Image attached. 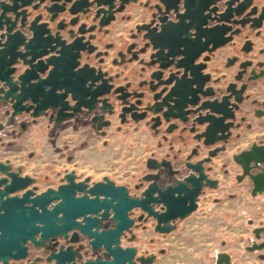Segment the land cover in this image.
<instances>
[{
	"label": "water",
	"instance_id": "water-1",
	"mask_svg": "<svg viewBox=\"0 0 264 264\" xmlns=\"http://www.w3.org/2000/svg\"><path fill=\"white\" fill-rule=\"evenodd\" d=\"M137 0H0V114L6 116V125H12L17 117L28 114L32 118L47 117L53 126H58L63 120L71 118L75 113L84 109L88 113L96 106L97 101L105 103V99L97 100L98 97L109 93L112 85L107 84L100 70L90 67L87 63L80 65L81 52L92 53L96 47L88 42H82V37H75L66 43L61 39L59 30L66 24L61 19L55 23L54 29L49 27V22H54L58 15L67 12L72 15L68 24L74 25L81 14L86 18L91 17L92 25L85 28L80 24L79 33L96 31L106 33L103 27L109 25L115 19V15L121 13L125 6ZM164 5L167 0H160ZM175 2L177 0H174ZM253 0H206V5L219 3L226 6L224 10L217 13V6L210 10L215 17L211 19L223 21L225 14L231 7L236 15L245 10ZM202 0H199L201 3ZM32 12L36 14L27 21ZM204 9V8H203ZM202 9L200 8V12ZM250 10L247 15H250ZM46 22H40L42 19ZM123 18V17H121ZM264 18L263 7L257 19ZM204 21H198L194 25L195 37L198 41V53L204 50V45L213 41L211 50L222 46L230 37H223L226 30L222 24L214 25L211 28L204 27ZM261 24L250 25L253 30ZM21 29L30 32L27 36ZM162 29V28H161ZM162 31L158 32L159 34ZM71 37L72 30H68ZM259 32H255L258 35ZM95 37L90 34L89 38ZM148 42L144 43L139 52L151 45L156 51L150 54L153 59L161 49H167V55H174L177 52L170 51V47L162 45L149 33L142 35ZM111 45H107L109 47ZM134 46L127 47L125 53H129ZM179 46H183L182 44ZM182 48L183 58L177 60L176 67L186 68V53ZM125 53L118 52L123 59L120 64H127L137 59V51L132 56L124 59ZM197 53V54H198ZM107 54V52H104ZM196 54V55H197ZM97 52L95 56H99ZM195 55V56H196ZM88 58V56H86ZM86 58V59H87ZM158 62L151 60L139 63L150 66ZM25 65L21 70L17 65ZM114 63V62H113ZM166 64H159V68L166 67ZM251 65L250 61L242 63L241 67ZM256 66L263 67L264 62L256 63ZM50 67V68H49ZM201 68V67H200ZM143 70V68H142ZM245 70H243L244 72ZM157 72L150 74L151 79H157ZM252 75V71L249 72ZM192 75V73L190 72ZM264 70L258 74L248 77V80H256L263 76ZM241 79V74L235 77ZM217 80V79H216ZM177 79L167 78L162 83L171 85L169 90L162 96L160 92L151 96V102L147 101L140 107L144 93H133L139 97L133 103L126 100L125 95L116 96L121 104L128 105L121 108V113H129L134 122L144 119L148 113L158 114L165 121L170 117H179L182 123L188 122L187 117H180L181 113L193 112L190 131H200L192 136L200 144L193 149L192 154H200V146L211 147L217 141L226 142L231 135L230 128L239 126L235 123L234 111L238 109V103L242 100V87L236 89V83H229L226 87L227 95L220 100L201 101L193 110H184L188 105H195V100L185 101L178 98L175 88L179 84ZM195 91H201L202 81L196 82ZM88 85L87 87L85 85ZM157 85V84H156ZM155 87L149 89L152 92ZM117 89L113 91L115 93ZM214 90H204L202 95H212ZM233 97L234 102H230ZM72 102V104L70 103ZM4 107V110H2ZM140 107V108H139ZM50 113L48 114V111ZM142 110V112H137ZM110 112V111H109ZM120 114V115H122ZM159 117V116H158ZM152 127L160 123L159 118ZM230 119V120H229ZM91 121L96 123V128L109 125L103 121L102 116H94ZM123 122V120H122ZM23 124H21V127ZM2 125L0 124V128ZM178 128V126H173ZM166 131H171L169 128ZM180 140L182 138L178 137ZM166 140V138H164ZM172 149V147H171ZM224 149L222 147L210 148L207 155L195 162L187 161L180 163V167L172 170V161L154 158H147L145 165L150 172L141 176L140 183L134 185L137 195L130 196L126 185L115 184L108 177L101 181L91 182L89 177L77 180L74 171L66 172L55 187H47L39 191L36 179L28 175H22L20 167L13 168L8 161L0 162V264H16L15 261L24 259L29 255L28 248H44L46 241H54L55 237L61 236L64 239L75 242L80 236L87 239V244L95 251H101V256L92 260H86L82 264H151L155 258L154 254L147 257L137 256L135 246L121 245V238L131 234L132 228L136 225L130 217V211L138 208L143 214L137 217V221L145 222L147 218L154 220V230L160 233H168L175 228L174 220L184 218L196 208L195 201L203 185L215 188L216 179L207 178L206 163ZM176 159V156L173 157ZM186 159H190L187 156ZM233 161L241 168L242 175L239 178L247 177L251 184V195L258 196L264 193V145H251L248 149L233 156ZM184 171H187L186 174ZM170 178L174 184L165 187L159 185L158 180ZM144 182L147 184L144 186ZM155 205H161L155 208ZM110 225V226H108ZM264 232V226L254 228L255 239L260 238ZM55 242L51 243L54 246ZM264 247V241L253 243L247 246L249 251L260 250ZM77 251L71 246L59 248L57 251L49 252L44 258L35 257L25 264H74L73 259ZM213 264H231L230 256L227 253L216 255Z\"/></svg>",
	"mask_w": 264,
	"mask_h": 264
},
{
	"label": "flooded vegetation",
	"instance_id": "flooded-vegetation-1",
	"mask_svg": "<svg viewBox=\"0 0 264 264\" xmlns=\"http://www.w3.org/2000/svg\"><path fill=\"white\" fill-rule=\"evenodd\" d=\"M263 1L264 0H253L251 4L238 15L232 12L231 7L235 5L234 3L228 9L227 14H225V19L223 21H216L211 19L212 17H215V15L214 12H211L210 9L215 5L217 6V4V13L226 8V6H222L218 2L215 4L211 3L207 6L206 0H202L201 3H199V0H177L176 2L174 0H167L166 3L170 4V7H167L166 4L164 5L160 0H137L134 3L126 5L121 13L115 15V19L112 20L109 25L103 27L104 30H107L106 33H98L96 31L79 33L78 28L80 24H85V28H88L92 25V22L90 20L91 17L86 18L85 16L79 14L77 22L74 25H69L68 22L72 15H69L67 12L61 13L53 23L49 22V27L54 29L55 23L62 19L63 22L67 24L64 28L59 30L61 39L65 40L66 43H68L75 37H82V42H88L89 44L96 47V49L90 54L81 52V57L79 59L80 65L87 63L90 67H93L96 70H100L102 73L106 72V74L103 75L104 79L112 77L111 80H107V84L112 85V87L109 89V93H106L97 98V100L105 99L106 104L102 103L101 101H97L96 106L92 108L88 113H85L84 109L82 108V111L75 113L73 117L67 119L73 118L76 121L82 122V124L84 125L91 124L95 128L97 133L100 134L105 133L106 130L119 132L122 130L129 131L130 129H134L144 132L145 135L152 142H154L156 148V150L151 152V154L147 158H154L157 161H160L163 158L166 160H171L173 164L172 170L180 167V163L182 164L183 162L187 161L195 162L196 160L205 157L207 155V151L210 148L212 149L215 147H222L224 145V149L219 151L216 156L220 153L226 152L229 144H231L234 140H238L241 138V131L254 130L253 123L257 122L260 125V120L264 119V75L256 78V80H248V77L258 74L260 70H264V66H256V63L264 62V18L257 19L263 7ZM200 8L202 9L201 12ZM30 10L31 9L27 7V11L29 12ZM250 10H253L252 13L250 15H247ZM35 14V12H32L31 15L27 17V21L31 20ZM200 20L205 22L204 27L206 28H211L214 25L222 24V28L226 30L223 37H230V39L222 46L216 47L213 50H211L213 41H210V43L204 45V50L198 53L199 47L198 41L194 35V25H196V23ZM40 22H46V19L44 18L40 20ZM125 22H127L128 24L123 25V23ZM258 23L261 24L260 27H257L253 30L250 29V25H255ZM116 26L123 27L124 33L119 34L117 39L110 38V34L113 32ZM21 30L27 36H30L29 31H27L26 29ZM68 30H72L74 34L73 37H71V34L68 33ZM160 31L162 32L159 34L158 32ZM255 32H259V34L255 35ZM145 33H149L154 38L158 36V42H160L162 45L169 46L170 51L177 53H175L174 55H167V49L164 48L161 49V51H159L157 53V56L155 57L158 62H155L150 66H145L144 64L139 63V60L141 59L144 63L155 60V58H150V54L156 51V49H152L151 45L145 47L144 51L139 52V49L143 47L144 43L148 42L147 39L142 38V35ZM90 34H95V37L89 38ZM131 44H134V46L130 49V52L126 54L125 51ZM181 44L185 46L184 52L187 55L185 56L187 58V71L184 70V67H176L174 65L177 60L183 58V46H179ZM107 45L111 46L106 47ZM119 51L125 53L124 59L131 57L132 52L135 51H137L138 57L137 59H133L127 64H120V61L123 59V57L118 55ZM97 52H99L100 55L96 57L95 54ZM104 52H107V54H104ZM86 56H88V58ZM247 61H250L251 65L246 66L244 69L243 67H241V65L242 63ZM168 62H170L168 66L159 68V64L163 65ZM17 66L21 70L26 67L21 63ZM243 70L245 71L243 72ZM157 71V79H151L150 74ZM250 71H252V75H250ZM190 72L192 73V75L190 74ZM240 74L241 79L236 80L235 77ZM167 78H178L179 84L175 88V94L181 100H196L198 98V102L195 105H188L184 110H193L201 101L204 100H220L223 95H227L229 93L226 91V87L229 83H236V89L242 87V100L240 103H238V109L234 111V114L236 116L234 122L239 123V126L237 128H230L231 135L227 138L225 143H223L222 141H217L211 147L200 146V154L198 156L192 154L193 149H195V147L200 144V142L192 138V136L197 134L200 129L194 131L189 130L192 127L190 120L192 117L196 116V114H194L193 112H189L188 114H185L183 112L181 113L180 117H187L189 120L185 124L181 122V119L179 117H170L168 121H165L160 115H153L150 113H148L144 119H141L138 122H134L130 118L129 113H125L124 115L121 113V108L128 105L121 104V100L117 99L116 96L121 95L122 97H124L125 95L129 94L125 98L129 103H133L136 99L139 98L133 95L134 92L144 93V96L141 98L142 103L140 107H142L147 101L151 102V96L154 93L160 92L163 88L166 89L163 91L162 96L166 94L171 85H165L164 83H162V81L166 80ZM193 81H202L201 91H195L196 83H193ZM85 86L87 87L88 85L86 84ZM151 86L152 88L153 86L155 87L152 92H150L149 90ZM115 89H117V91L113 93ZM209 89L214 90V93L212 95H202V91ZM230 102H234L233 97L230 98ZM70 103L72 104L71 101ZM2 110H4V107ZM137 112H142V110H138ZM49 113L50 110L48 111V114ZM94 116H102V120L108 121L109 125L102 126L100 129H97L96 123L91 121V118ZM155 117L159 118L160 123L155 127H152L153 124L158 121L157 119L153 121V118ZM25 118H29L31 120L43 118L48 121L47 117L41 116L32 118L28 114H22L17 117L16 121L12 125L9 126L18 125L20 128H23L25 126ZM0 120H4V125L8 126L5 124L6 116L3 115V113L0 114ZM2 123L3 122H0L3 127ZM49 123L53 125V123ZM21 124H23L22 127ZM173 126H178V128H174ZM167 128H169V130L171 131L167 132ZM179 136L182 138V140L178 138ZM164 138H166V140H164ZM253 144L264 145V137L261 136V138H254L246 148L238 151L236 154L248 149ZM164 148L165 150L163 152H160ZM174 156H176V159H173ZM187 156H190V159L187 160ZM216 156H214L210 160V162L206 163L205 165L206 167L210 168L209 170L205 169L207 178L216 179V187L210 188L206 185L202 186L199 194L197 195V200L195 201V210H193L184 218H176L174 220L175 228L172 231L168 233H160L154 230L155 223L152 218L148 217L145 222L137 221V217L139 215L143 214V217H145L146 213H143L138 208H134L130 211V217L134 219V223L136 224L132 228V234L134 235V237L132 239H129L131 234H127L125 237H122L121 245L123 247L135 246L137 248L135 257H147L150 254H154L155 258L151 264L156 261L159 254H164L165 250L163 248H158L156 251H144L143 253H140L138 247L134 244L137 238V233L135 232V230L138 228L143 231L152 229L153 232L161 236H166L175 231L178 227L179 222L189 217L198 209L199 203L206 195V193L209 190H215L218 187L219 180L213 177L211 174V163ZM233 156L232 165L228 168H223V173L228 174L231 169H238L239 172L234 176L237 184L246 185L251 194L250 181L247 177L239 178L242 175V170L233 161ZM147 158H145L141 165L142 170L131 182H128L126 184H119L127 186L128 194L130 196L138 194V192L134 190V185L140 183L139 179L142 175L150 172V170H148L145 165ZM10 165L13 168L19 167H14L11 163ZM66 172H64V174ZM186 172L187 171H184L185 174ZM75 174L78 177L77 180H82L86 177H89H80L76 172ZM63 175L59 178V181L56 185L47 187L57 186L60 183V179L63 177ZM106 177L110 178L109 176ZM162 177L163 179L158 180L159 185L165 187L168 184H174L172 179L165 178V174H163ZM102 178L100 180H92L91 177H89V181L90 183L97 182L101 181ZM110 179L113 180L112 178ZM113 181L115 182V180ZM39 182L40 181L36 179V184L39 187V191L47 188H40ZM115 184L117 183L115 182ZM146 184L147 183L144 182V186ZM252 197H264V193L262 195ZM160 207L161 205H155V208ZM262 226H264V223H261L259 226H255L252 228L251 233L253 235V238L249 240V244L246 245V247L250 246L254 242L257 243L264 241L261 239V237L264 235V232L260 234L259 239H255L253 233L254 228ZM123 240L127 241L126 245L123 244ZM53 242H55V245L51 246V243ZM67 246H71L77 251V255L73 259L74 264H82L86 260H92L98 256H101V251H93L87 244V239L83 236H80V238L75 242L64 239L61 236H57L55 237L54 241H46L44 248H35L33 246H29V255L24 259L17 260L15 262L16 264H25L28 260L31 261L35 257L39 256L44 258L49 252L57 251L59 248H65ZM258 255L261 258L263 257L262 254ZM230 261L231 264H235L234 261L231 260V256ZM38 264L46 263L38 262ZM136 264L140 263L136 262Z\"/></svg>",
	"mask_w": 264,
	"mask_h": 264
},
{
	"label": "crops",
	"instance_id": "crops-1",
	"mask_svg": "<svg viewBox=\"0 0 264 264\" xmlns=\"http://www.w3.org/2000/svg\"><path fill=\"white\" fill-rule=\"evenodd\" d=\"M122 33L123 27L116 26L110 38L117 39ZM0 122H3L0 128V161L19 166L22 174L38 179L42 188L56 185L64 172L70 170L80 177L100 180L109 176L117 184H126L140 173L145 158L156 150L154 142L139 130H106L100 134L91 124L84 125L73 118L55 128L43 118H25L23 128L5 126L4 120ZM253 125L254 130L241 131V138L234 140L226 152L213 159L211 174L219 180V185L215 190H209L198 209L168 234L173 237L169 243L174 253L185 254L182 249L188 246L198 262L206 259L205 264H212L215 255L225 252L232 261L243 264L235 253H240L242 248L246 250V245L241 243L253 238V227L264 223V197H252L246 185L237 184L234 176L238 169L233 168L224 174L223 168L231 166L232 156L246 148L254 138L264 137V119L260 120V125L257 122ZM138 231L139 228L135 230L137 237L146 238L150 246L159 243L161 235L152 229ZM261 239L264 240V235Z\"/></svg>",
	"mask_w": 264,
	"mask_h": 264
},
{
	"label": "rangeland",
	"instance_id": "rangeland-1",
	"mask_svg": "<svg viewBox=\"0 0 264 264\" xmlns=\"http://www.w3.org/2000/svg\"><path fill=\"white\" fill-rule=\"evenodd\" d=\"M39 186H40V188H42L41 182H39ZM139 231L142 232L143 230H141L139 228ZM144 232H146V231L144 230ZM172 239H173V237L171 235H168L165 237L161 236L160 241H158L159 243H155V245H157V247L164 248L166 252L164 254H159L157 260L153 264H205L206 263V261H207L206 259H203L202 261L198 262L196 259V255L194 253H191L190 249H188V246H185V244L183 246H185L186 248L182 249V250H185V254L181 253L182 256L179 257L181 254H179V252L174 253L172 245L169 243ZM232 239H234V238L232 237ZM232 239H231L230 243H232ZM249 240L250 239L247 238V240L241 244L242 245H248ZM123 244L126 245L127 241L123 240ZM134 244L138 247V250L140 253H143L144 251H148V250L156 251L155 249L157 248L156 247L155 249H152L155 247V245L150 246L149 243L147 242V239L143 238L141 236L136 238V241ZM178 246L180 247L182 245L179 244ZM148 247H151V248L148 249ZM258 254L264 255V248L262 250L253 251V252H249V251L244 250L242 248L240 253L239 252L235 253L237 258H238V256H240L238 259H240V262L243 264H264V257L260 259L257 256ZM199 256H200V254H199ZM175 257H176V259H175ZM242 260H244V261H242ZM234 263L239 264L238 261H236Z\"/></svg>",
	"mask_w": 264,
	"mask_h": 264
}]
</instances>
